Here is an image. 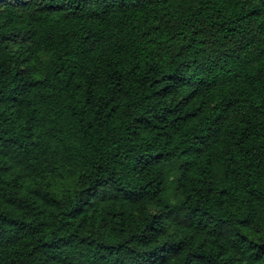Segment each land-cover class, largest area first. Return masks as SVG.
<instances>
[{
	"label": "trees",
	"instance_id": "obj_1",
	"mask_svg": "<svg viewBox=\"0 0 264 264\" xmlns=\"http://www.w3.org/2000/svg\"><path fill=\"white\" fill-rule=\"evenodd\" d=\"M0 264H264V0H0Z\"/></svg>",
	"mask_w": 264,
	"mask_h": 264
}]
</instances>
